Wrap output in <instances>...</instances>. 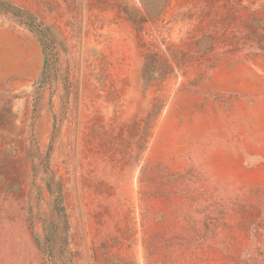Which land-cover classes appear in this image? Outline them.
<instances>
[{
	"label": "rangeland",
	"instance_id": "rangeland-1",
	"mask_svg": "<svg viewBox=\"0 0 264 264\" xmlns=\"http://www.w3.org/2000/svg\"><path fill=\"white\" fill-rule=\"evenodd\" d=\"M7 1L0 264H264V0Z\"/></svg>",
	"mask_w": 264,
	"mask_h": 264
},
{
	"label": "trees",
	"instance_id": "trees-1",
	"mask_svg": "<svg viewBox=\"0 0 264 264\" xmlns=\"http://www.w3.org/2000/svg\"><path fill=\"white\" fill-rule=\"evenodd\" d=\"M0 16L10 18L15 23L34 34L40 41L49 38V29L40 20H38L31 12L19 8L7 0H0ZM56 206H58L56 207V212L58 213L59 221L66 227L65 217L63 216V209L61 207V198L58 199ZM59 235H65L64 231L61 230L60 225L56 224L48 229L46 243L48 244L49 250L46 257L48 259L47 261L52 264H55L56 261L54 248L57 245Z\"/></svg>",
	"mask_w": 264,
	"mask_h": 264
}]
</instances>
